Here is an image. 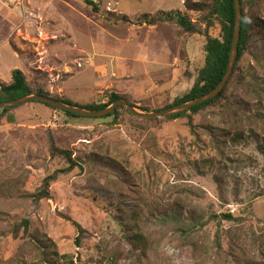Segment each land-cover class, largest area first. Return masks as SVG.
<instances>
[{
  "label": "rangeland",
  "instance_id": "1",
  "mask_svg": "<svg viewBox=\"0 0 264 264\" xmlns=\"http://www.w3.org/2000/svg\"><path fill=\"white\" fill-rule=\"evenodd\" d=\"M95 1L97 11L82 0H0V82H10L18 68L32 87L75 103L105 101L114 91L151 109L192 86L204 38L174 22H135L138 14L158 10H180L194 21L185 0ZM256 10L264 18V8ZM241 63L264 78V68L249 57ZM228 90L230 102L232 93L255 101L250 88L230 84ZM226 106L159 125L124 114L110 126L108 118H69L33 101L0 112V264H66L74 254L76 264H264V157L254 139L246 147L210 142L234 126L247 130L245 117L257 107L236 120ZM50 137L81 167L58 174L48 196L35 202L27 194L68 165L51 155ZM202 157H213V165L199 167ZM179 208L183 214L229 211L242 220L211 221L183 236L159 218ZM133 211L136 227L155 242L146 255L122 239ZM23 217L30 236L46 246L45 260L30 237H13L10 224ZM67 218L79 224V236Z\"/></svg>",
  "mask_w": 264,
  "mask_h": 264
},
{
  "label": "trees",
  "instance_id": "2",
  "mask_svg": "<svg viewBox=\"0 0 264 264\" xmlns=\"http://www.w3.org/2000/svg\"><path fill=\"white\" fill-rule=\"evenodd\" d=\"M82 1L86 5L90 6L94 11L98 10V4L95 0ZM239 2L241 8V20L236 61L233 66L232 73L230 74L223 89L214 97L198 103L186 111L171 114L163 118L143 117L139 118V120L146 122L147 124L145 125H148L150 123L159 125L161 121L174 120L176 118H181L184 116L188 117L191 120V116L193 114H196L197 112L205 109L218 107L227 111L226 105H229V108L232 109L233 117L236 120H239L242 115V111L249 112L251 106L255 105V107L257 108L254 114L252 113L245 117L248 122L247 130L236 128V126H234V132L226 131L224 134H215L213 135V138L210 142L214 143V145L217 146L215 148H222L227 141H229L231 145L246 147L249 143V139H254L256 141L255 146L257 151L264 157V135L261 136L259 132L255 131V128L264 129V103L263 100L260 99V95L264 99V78L262 76H259L256 70L249 64L241 63L243 57L247 56L249 57V59H252L257 66L264 68V18L261 17L256 10L258 6L264 8V0H239ZM184 6L188 10L193 11L197 14V17L194 21L188 18V15L184 14L180 10H158L153 14H138L135 18V22L139 25H154L157 23L174 22L176 25L180 26L188 32L200 34L205 40V43L203 45V64L201 66L196 65L193 67L194 82L192 86L185 93L180 96L174 97L170 103H167L162 107L151 109L144 106H138L141 109L148 111L161 110L163 108L175 105L179 102L190 100L192 98L200 96L214 88L219 83L225 72L228 62L234 24L233 0H198L197 2L185 0ZM217 28L219 29V32L217 34H213V30ZM230 84H233L234 88L237 86L244 87L247 90L248 88H250L252 91V97L255 98L254 103L252 104V102L245 100L243 97L241 99L236 98L235 93H232L233 101L230 102L228 98V87ZM33 93L49 96L68 104L89 107L98 110L108 106L110 103L119 98H125L128 103L132 105L135 104L134 102L129 101L122 94L114 91H110L107 94V98L105 101H92L86 104L75 103L67 97L53 96L44 91L41 87H32L26 81L23 72L18 68H15L11 71L10 82H0V101L12 100L14 98ZM33 102L41 101L33 100ZM41 103L45 104L46 106L55 108L47 103ZM15 106L0 108V112H6ZM62 112L67 117L74 119L108 118L110 119V121L108 122V125L110 126L118 124L123 119L124 114L132 116L123 105L116 106L112 112L100 117L81 116L73 112L63 110ZM251 119H254V121L251 122ZM189 124L191 125V122H189ZM133 125L138 128L136 123ZM224 137H228V139L223 140ZM48 146V150L50 151L51 155L64 158L68 165L63 169L55 170L51 174L45 176L42 179L41 186H39L36 191L27 194V197L31 198V200L35 202H38L42 198L48 196L49 184L57 177L58 174L71 171L76 166L81 167L80 164L74 158H72L70 151L68 149H63L55 145L51 137L49 138ZM219 152L220 154L222 153L220 150ZM165 153V149L160 151V154L164 156ZM247 159L250 162L253 161L250 156H247ZM229 160L230 162L234 161H231V158H229ZM213 161V157H202L199 162V167L206 169V167H210L213 165ZM224 168H226V164H222L218 167L220 171ZM214 179L216 182L220 181V179L217 177H215ZM259 195L261 194H257V196ZM159 218L164 225H166V223H169V225L172 226V229L178 235L180 234L183 236H189L196 230H203V228L207 226L211 221L219 224L222 223V221L239 222L242 220L241 216H235L229 211L220 213L213 211H200L195 213L192 212L189 214H183L180 208L177 210L171 209L168 212H163L159 216ZM67 219L74 225L77 235L79 236L82 233L79 224L69 218ZM120 219L121 217L119 218V221ZM130 220L132 222V225L129 227L125 226V229L122 232V239L128 241L133 248L140 249L141 254L146 255V249L155 245V242H153L151 238H149L147 234L140 228L136 227V225L138 224V215L135 214L134 211L130 216ZM29 225L30 222L25 217L16 219L10 224L11 233L14 238L20 236L30 237L29 241L40 250L44 257L43 259L45 260V256H47L46 246L43 245V242L41 240L30 236ZM20 231H22L23 234H20ZM78 236L74 239V243L76 245H79ZM131 252L133 251H130L128 254H130ZM77 260V254L67 256L66 264H76ZM112 261L116 263V259L112 258Z\"/></svg>",
  "mask_w": 264,
  "mask_h": 264
},
{
  "label": "water",
  "instance_id": "3",
  "mask_svg": "<svg viewBox=\"0 0 264 264\" xmlns=\"http://www.w3.org/2000/svg\"><path fill=\"white\" fill-rule=\"evenodd\" d=\"M234 3V24H233V30H232V37H231V46L228 56V62L225 69V72L219 81V83L209 90L208 92L197 96L195 98H192L190 100L179 102L175 105H172L170 107L163 108L161 110H153L148 111L141 109L135 105H132L127 102L125 98H119L110 103L108 106L102 108V109H92L89 107H83V106H76L73 104L65 103L61 100L54 99L49 96H44L40 94H27L18 98H14L12 100H5L0 101V108L7 107V106H15L18 104H22L28 101H41L44 103H47L55 108H59L63 111H69L73 112L75 114L81 115V116H89V117H100L104 116L114 110V108L118 105L125 106L126 110L133 116L137 117H145V118H155V117H166L171 114L179 113L182 111H186L190 109L192 106L201 103L205 100H208L215 95H217L223 87L226 85V82L232 73V69L234 66V63L236 61V55H237V45H238V39L240 35V20H241V8H240V2L239 0H233Z\"/></svg>",
  "mask_w": 264,
  "mask_h": 264
}]
</instances>
